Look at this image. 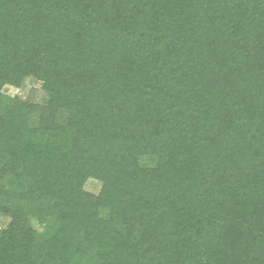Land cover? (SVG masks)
Instances as JSON below:
<instances>
[{
    "label": "trees",
    "instance_id": "obj_1",
    "mask_svg": "<svg viewBox=\"0 0 264 264\" xmlns=\"http://www.w3.org/2000/svg\"><path fill=\"white\" fill-rule=\"evenodd\" d=\"M0 216V264H264V0H0Z\"/></svg>",
    "mask_w": 264,
    "mask_h": 264
},
{
    "label": "rangeland",
    "instance_id": "obj_2",
    "mask_svg": "<svg viewBox=\"0 0 264 264\" xmlns=\"http://www.w3.org/2000/svg\"><path fill=\"white\" fill-rule=\"evenodd\" d=\"M42 85L34 80H28L23 89L17 90L8 88L6 94L12 97H20L24 100L32 99L36 102H42L44 93L42 91ZM101 184L97 181L91 180L88 182L86 189L94 194H98L100 191ZM9 223V220L0 216V229L4 228Z\"/></svg>",
    "mask_w": 264,
    "mask_h": 264
}]
</instances>
